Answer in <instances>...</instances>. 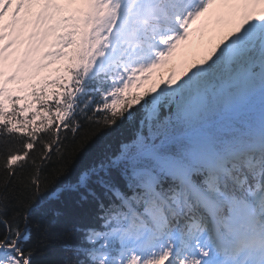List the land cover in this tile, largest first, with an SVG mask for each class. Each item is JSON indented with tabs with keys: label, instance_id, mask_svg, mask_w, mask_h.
<instances>
[{
	"label": "snow or ice",
	"instance_id": "1",
	"mask_svg": "<svg viewBox=\"0 0 264 264\" xmlns=\"http://www.w3.org/2000/svg\"><path fill=\"white\" fill-rule=\"evenodd\" d=\"M0 264H264V0H0Z\"/></svg>",
	"mask_w": 264,
	"mask_h": 264
},
{
	"label": "rangeland",
	"instance_id": "2",
	"mask_svg": "<svg viewBox=\"0 0 264 264\" xmlns=\"http://www.w3.org/2000/svg\"><path fill=\"white\" fill-rule=\"evenodd\" d=\"M193 51V52H191ZM190 52H188L187 54H181L180 56L177 57V59L175 60V63L173 61H171L169 63V65L163 67L161 69V71L156 72L153 82L155 83V81L158 82V80L162 77H167V75L171 72H180L182 71L184 65L186 62H191L193 59L195 58H188V55L194 53V49L191 50ZM196 53V52H195Z\"/></svg>",
	"mask_w": 264,
	"mask_h": 264
},
{
	"label": "trees",
	"instance_id": "3",
	"mask_svg": "<svg viewBox=\"0 0 264 264\" xmlns=\"http://www.w3.org/2000/svg\"><path fill=\"white\" fill-rule=\"evenodd\" d=\"M59 206L63 208L65 212L66 223L70 224L77 220V213L80 211V206L74 198L69 197ZM59 247H60L59 243H55L54 251L58 250Z\"/></svg>",
	"mask_w": 264,
	"mask_h": 264
}]
</instances>
